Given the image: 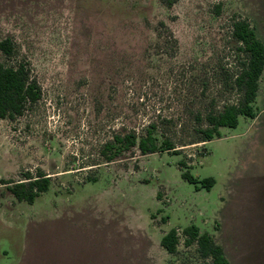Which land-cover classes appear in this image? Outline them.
<instances>
[{
  "label": "rangeland",
  "instance_id": "374dc122",
  "mask_svg": "<svg viewBox=\"0 0 264 264\" xmlns=\"http://www.w3.org/2000/svg\"><path fill=\"white\" fill-rule=\"evenodd\" d=\"M233 16L264 33V0H0V40L15 50L0 62H27L41 88L37 103L0 119V264H210L184 244L191 224L232 264L264 263L263 202L244 196L241 175L253 120L189 143L198 113L240 98ZM152 123L159 141L185 144L180 153L133 147L107 161L115 135ZM26 172L50 178L33 203L2 183ZM172 228L169 254L160 240Z\"/></svg>",
  "mask_w": 264,
  "mask_h": 264
},
{
  "label": "trees",
  "instance_id": "16d2710c",
  "mask_svg": "<svg viewBox=\"0 0 264 264\" xmlns=\"http://www.w3.org/2000/svg\"><path fill=\"white\" fill-rule=\"evenodd\" d=\"M160 1L166 7H171L179 0ZM219 8L220 3L216 5V9L219 10ZM233 17L231 36L240 44L239 50L245 54V59L240 63V72L234 79V86L240 98L235 103L226 105L221 111H209L204 116L198 113L195 116L196 135L189 140V143H204L218 138L220 127L234 128L238 123L239 116L253 118L255 115L253 104L258 90V81L264 68V44L257 37L254 27L248 19ZM159 24L165 26L163 22H159ZM0 51L6 57H11L14 54V44L10 38L0 40ZM40 98L41 88L27 62L21 60L15 65H6L0 62V119H12L21 115L27 106L34 105ZM159 137L160 141L156 135L154 123L149 124L145 133L138 136L135 133L115 135L112 142L105 145L107 150L111 151L107 156V161L117 156L120 151L133 147H137L141 155H147L164 151L180 153L181 149L176 148L185 145H177L171 137L164 134ZM182 177L190 182L196 181L187 171L182 172ZM2 183L8 184V191L17 201L33 203L39 194L47 191L50 178L42 173L33 178L29 172H26L24 180H7ZM201 183L209 190L214 180L205 178ZM180 235L184 236L186 246L196 244L200 256L210 259V264H230L222 246L215 242L208 232H201L196 225L186 226ZM178 242L179 233L177 229L172 228L163 234L160 246L167 253L173 254Z\"/></svg>",
  "mask_w": 264,
  "mask_h": 264
},
{
  "label": "crops",
  "instance_id": "0c3cea01",
  "mask_svg": "<svg viewBox=\"0 0 264 264\" xmlns=\"http://www.w3.org/2000/svg\"><path fill=\"white\" fill-rule=\"evenodd\" d=\"M257 37L264 44V33L258 34ZM264 68L258 81V90L256 92V99L261 104L255 108L253 120L254 135L249 136V149L250 153L247 155V160L243 165L241 175L244 178L243 188H245L244 196L249 200L263 202V216H264V81H263ZM254 106V104H253ZM250 174L249 176H247ZM240 179V178H239ZM242 180V179H241ZM259 183L258 186L255 184ZM260 204V203H259ZM218 243V242H217ZM222 246L221 243H218ZM223 248V246H222ZM223 252L225 254L224 248ZM229 263L231 260L227 257ZM264 264V263H263Z\"/></svg>",
  "mask_w": 264,
  "mask_h": 264
}]
</instances>
